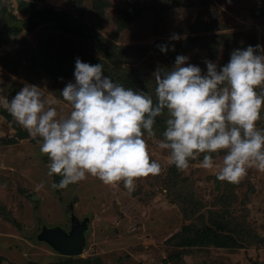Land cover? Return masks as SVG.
Here are the masks:
<instances>
[{
  "label": "rangeland",
  "instance_id": "rangeland-1",
  "mask_svg": "<svg viewBox=\"0 0 264 264\" xmlns=\"http://www.w3.org/2000/svg\"><path fill=\"white\" fill-rule=\"evenodd\" d=\"M23 19L26 28L12 24ZM257 44L264 46V0H0V264L69 259L38 235L44 224L70 230L72 216L88 218L89 229L77 263L66 264H264V172L252 167L238 183L220 181L218 168L200 166L203 154L178 170L158 147L164 113L155 135L144 136L161 171L136 178L131 194L123 181L106 185L90 174L54 189L41 138L4 107L27 82L57 101L59 117L69 115L60 90L75 82L77 57L102 63L114 82L155 102L153 73L171 69L177 55L203 74L205 60L219 70L233 50ZM256 123L264 128V106ZM224 154L213 153L214 163Z\"/></svg>",
  "mask_w": 264,
  "mask_h": 264
},
{
  "label": "clouds",
  "instance_id": "clouds-1",
  "mask_svg": "<svg viewBox=\"0 0 264 264\" xmlns=\"http://www.w3.org/2000/svg\"><path fill=\"white\" fill-rule=\"evenodd\" d=\"M159 48L169 51L166 44ZM261 49L259 44L235 49L219 70L205 60L203 74L198 65L187 63L188 56L177 55L171 69L158 67L153 73L155 102L143 91L114 82L102 63L77 57L75 82L60 90L71 105L69 115L59 117L52 107L57 101L27 82L4 107L34 139L41 138L40 151L50 161L48 176H61L54 189H66L90 174L106 185L123 181L131 194L136 178L161 171L144 136L155 135L156 118L164 113L166 127L158 147L168 150L170 165L186 170L190 160L203 154L202 168L216 167L218 180L238 183L249 168L264 172V128L256 123L264 106V88L256 90L264 85ZM222 150V162L215 164L212 154Z\"/></svg>",
  "mask_w": 264,
  "mask_h": 264
},
{
  "label": "water",
  "instance_id": "water-1",
  "mask_svg": "<svg viewBox=\"0 0 264 264\" xmlns=\"http://www.w3.org/2000/svg\"><path fill=\"white\" fill-rule=\"evenodd\" d=\"M12 24L19 28L27 27V20L13 21ZM72 229L67 230L62 226L54 228L44 225L38 238L48 243L59 254L64 256H80L84 252L87 244V232L89 229V219L80 221L72 216ZM76 224H80L79 226Z\"/></svg>",
  "mask_w": 264,
  "mask_h": 264
},
{
  "label": "trees",
  "instance_id": "trees-1",
  "mask_svg": "<svg viewBox=\"0 0 264 264\" xmlns=\"http://www.w3.org/2000/svg\"><path fill=\"white\" fill-rule=\"evenodd\" d=\"M60 177H61L60 175L56 174V181H57V183H59V181L61 179ZM67 258H69V259L64 260V261H61V262H58V263H55V264H66L67 261H70V263H77V260H75V259L71 261V259H73L74 257L70 256V257H67ZM91 263H92V261H90V260H82L81 261V264H91ZM94 264H97V263L94 262Z\"/></svg>",
  "mask_w": 264,
  "mask_h": 264
},
{
  "label": "flooded vegetation",
  "instance_id": "flooded-vegetation-1",
  "mask_svg": "<svg viewBox=\"0 0 264 264\" xmlns=\"http://www.w3.org/2000/svg\"><path fill=\"white\" fill-rule=\"evenodd\" d=\"M70 218H71V217H70ZM78 219H79V218H78ZM79 220H80V221H83V220H81V219H79ZM44 225H46V224H44ZM44 225L42 226V230H43ZM76 225L79 226L80 224H76ZM46 226H47V225H46ZM71 229H72V219H71ZM71 229H70V230H71Z\"/></svg>",
  "mask_w": 264,
  "mask_h": 264
}]
</instances>
